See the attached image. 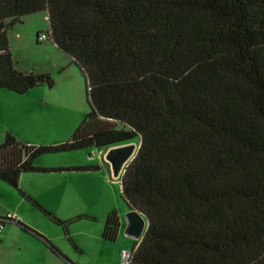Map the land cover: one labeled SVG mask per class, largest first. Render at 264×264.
Wrapping results in <instances>:
<instances>
[{
	"label": "trees",
	"instance_id": "16d2710c",
	"mask_svg": "<svg viewBox=\"0 0 264 264\" xmlns=\"http://www.w3.org/2000/svg\"><path fill=\"white\" fill-rule=\"evenodd\" d=\"M40 11L85 78L88 110L60 144L7 132L0 179L19 187L27 172L95 171L36 159L139 139L119 178L148 221L134 264H264V0H0V91L54 85L18 70L10 50L9 30ZM118 230L111 212L104 239Z\"/></svg>",
	"mask_w": 264,
	"mask_h": 264
},
{
	"label": "rangeland",
	"instance_id": "374dc122",
	"mask_svg": "<svg viewBox=\"0 0 264 264\" xmlns=\"http://www.w3.org/2000/svg\"><path fill=\"white\" fill-rule=\"evenodd\" d=\"M23 21L24 24L18 23L9 30L10 50L14 63L24 72L50 74L54 85L44 83L23 94L4 90L8 95H15L16 99L18 97L19 101L13 103L1 100L0 142L4 140L8 128L12 127L21 130L25 139H20L16 134H13L24 144L35 146L60 144L65 141L56 143V135L59 133L53 126L58 122L54 123L52 120L66 121L71 112L73 114V109L66 106L62 109V115L51 119L45 113L43 104L51 103L53 97H58V95L61 99L64 98V92L69 84L68 72H58L53 67L49 69L52 71L41 70L47 68L46 63L54 62L51 59L52 53L68 56L61 49L58 50L59 48L52 49V41H40L38 38L40 34L49 33L46 11L27 15ZM18 32L21 35H18ZM83 80L85 104L84 111L79 115L80 118L82 117L81 120L88 110L84 77ZM29 110H32V117L29 121L31 127L27 126ZM133 142L138 144L139 139H135ZM99 150L106 151L105 148H95V156L98 155ZM89 152L91 150L45 154L36 159V164L51 166L54 163L79 162L84 160ZM30 175H34L33 177L36 176V178H30ZM48 175H52L53 178H48ZM59 176L60 174L55 172H27L24 176L23 186L20 179L19 187L0 179V223L3 224L0 229V264H62L61 258L73 264H118L120 250L125 246V240L131 242L126 245L127 248H135L138 240L124 236V234L119 241H107L103 237L107 216L111 212H116L118 217H125L129 210V205L122 194L121 181L118 180L121 176L119 178L112 176L108 183L97 179L94 181L95 183L82 182L79 186L60 184L62 179H58ZM27 186L38 195H42L44 188H53V192L46 198L42 196L48 207L30 195L25 190ZM56 188L61 196L55 194ZM27 196L31 200L37 201L64 224H58L45 215ZM49 208H52V211ZM19 222L30 227H32L30 224L41 226L51 238H55V244L60 246L61 251L66 255L60 252V256H54L51 254L53 253L51 248H49L50 253L48 251L38 252L39 250H36L34 245L37 240L25 233L21 226L17 225Z\"/></svg>",
	"mask_w": 264,
	"mask_h": 264
},
{
	"label": "crops",
	"instance_id": "0c3cea01",
	"mask_svg": "<svg viewBox=\"0 0 264 264\" xmlns=\"http://www.w3.org/2000/svg\"><path fill=\"white\" fill-rule=\"evenodd\" d=\"M19 24H24L23 19H22V22ZM18 35H21L20 32H18ZM56 48H59V47L53 43L52 49L56 50ZM58 50H60V48ZM66 56H68V57H65L64 55L59 56V55H56L55 53H52L51 59L54 62L53 63H46L47 68H44V70H41V71H52L49 69H51V67H53L58 72H68L67 78H68L69 84H67V90L64 92V98L61 99L58 95V97H53V99L51 100L52 101L51 103L43 104V107L45 108V113H47V115H49L51 117V119H53L55 116L62 115V109H64V107H66V106H69V107H71V109H73L72 110L73 114L71 112V114L69 115V117L66 121L60 122V121H57L55 119L52 120V121H54V123L58 122L57 125L53 126L55 128V131H57V133H59V135H56V139H57L56 143L66 141L71 137L74 129H76L78 127V125L80 124V122L82 121L81 120L82 117L80 118L79 115H81V112L84 111V104H85L84 103V97H83V95H84L83 94L84 80H83L82 74H81L79 68L74 63H72V58L68 54H66ZM49 64H51V65H49ZM18 70L24 72L20 68H18ZM29 72H31V71H29ZM14 96L15 95H8V93H5L4 90H1L0 91V103H1V100H7V101H10L13 103L18 102L19 101L18 97L16 99V97H14ZM50 105H52V106H50ZM61 107H63V108H61ZM28 114H29V116L27 119H29V120H28L27 126L31 127V123L29 121H30V118L32 117V110H29ZM8 129L9 130L7 132H10V133L12 132V134L13 133L16 134L18 137H20V139L21 138L25 139L22 135L21 130H18L17 128H12V127H9ZM107 149L108 148H105L106 151H107ZM83 150H86V151L91 150V152H89L88 155H86L87 157L84 160H81L79 162L54 163V164H51V166L49 165L47 167L97 165V166H99V169L95 170V171H62V172H57L56 174H60V176L57 178L62 179L60 184H66L67 183V184H74L76 186H79L82 182H87V183L90 182L91 183V182L97 181V179L98 180L102 179V180H104V182L108 183V181L111 179V177L113 175H112L110 163H108L105 160L106 151L99 150L98 155L95 156V151H94L95 148H89V149H83ZM67 172H82V173H67ZM24 176H25V173H23L20 177L22 186H23V180L25 179ZM30 176H31L30 178H36V176L33 177L34 175H30ZM51 176H49L48 178H53ZM52 189L48 188V187L44 188L42 190V195H38L35 192H33L32 190H30L28 188V186L25 188V190L30 195H32L35 199H37L40 203H42L46 207H48V206H47L46 201L44 200L43 197L46 198L47 195H50V193L53 192ZM55 194H57L58 196H61L58 193L57 188L55 189ZM49 209L52 211V208H49ZM17 225L21 226L20 222L17 223ZM30 225L33 227V229L36 232H38L44 238L48 239L50 241V243L58 250V252H55L52 249V247L42 237L37 236L33 233H29L28 231L24 230L23 227L21 226L22 230L25 233L29 234L32 238L37 240V241H35L34 245H35L36 250H39L38 252L44 253V252L48 251L50 253L49 248H51L53 250L52 251L53 253H51V254H53L54 256L55 255L60 256V252L63 253L61 251V247L58 246L57 244H55V242H54L55 238H53V237L51 238V236H49V234L45 230H43V228L41 226H37L35 224H30ZM125 228H126L125 217L120 216L119 217V230H118V234H117L115 241H119L123 234H124V236L132 238V237L125 234ZM146 228H147V224H146ZM132 239H134V238H132ZM140 240L141 239H139L138 242ZM130 243L131 242L125 240V246L121 247V249L127 248L126 245H129ZM137 245H138V243L136 244V246ZM63 254L66 255L65 253H63ZM61 259L63 262V263L61 262L62 264H71L72 263V262L70 263V262L66 261L64 258H61Z\"/></svg>",
	"mask_w": 264,
	"mask_h": 264
},
{
	"label": "water",
	"instance_id": "95a60500",
	"mask_svg": "<svg viewBox=\"0 0 264 264\" xmlns=\"http://www.w3.org/2000/svg\"><path fill=\"white\" fill-rule=\"evenodd\" d=\"M138 150L139 145L134 142L112 146L107 149L105 160L111 165L113 177L119 178L122 175L126 167L137 155ZM125 220V234L137 240L142 239L146 232L145 230H147L146 224L148 227L146 217L133 209L125 214Z\"/></svg>",
	"mask_w": 264,
	"mask_h": 264
},
{
	"label": "built area",
	"instance_id": "2783aa9c",
	"mask_svg": "<svg viewBox=\"0 0 264 264\" xmlns=\"http://www.w3.org/2000/svg\"><path fill=\"white\" fill-rule=\"evenodd\" d=\"M50 37H51L50 33H48V34L44 33V34H40L38 38L40 41H44V40H49ZM123 174H124V172L122 173V175ZM2 227H3V224L0 223V229ZM137 247H138V245L133 249L122 248L120 250V255H119V264H134V259H135Z\"/></svg>",
	"mask_w": 264,
	"mask_h": 264
}]
</instances>
